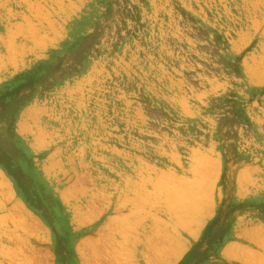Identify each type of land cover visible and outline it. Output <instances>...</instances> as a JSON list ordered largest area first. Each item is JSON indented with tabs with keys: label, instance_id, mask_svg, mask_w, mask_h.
<instances>
[{
	"label": "rangeland",
	"instance_id": "1",
	"mask_svg": "<svg viewBox=\"0 0 264 264\" xmlns=\"http://www.w3.org/2000/svg\"><path fill=\"white\" fill-rule=\"evenodd\" d=\"M0 264H264V0H0Z\"/></svg>",
	"mask_w": 264,
	"mask_h": 264
},
{
	"label": "bare ground",
	"instance_id": "2",
	"mask_svg": "<svg viewBox=\"0 0 264 264\" xmlns=\"http://www.w3.org/2000/svg\"><path fill=\"white\" fill-rule=\"evenodd\" d=\"M209 159V158H208ZM211 162V161H210ZM207 164V163H206ZM208 165V164H207ZM204 166V165H203ZM209 167V166H208ZM208 167H206V169L208 168ZM200 172V171H199ZM202 172V171H201ZM168 173V172H167ZM171 174V173H170ZM168 175V174H167ZM166 176V175H165ZM170 176V175H169ZM179 176V175H178ZM206 176V175H205ZM172 177H173V175H172ZM161 178V177H160ZM165 178V177H164ZM174 181V180H173ZM160 183V182H159ZM164 185V184H163ZM166 186V185H165ZM181 187V186H180ZM159 188V187H158ZM182 188V187H181ZM162 192V191H161ZM173 200V199H172ZM171 200V201H172ZM174 203H175V201H174ZM178 205V204H177ZM178 210V209H177ZM118 226V225H117ZM102 238V237H101ZM98 243V242H97ZM161 246V245H160ZM100 247V246H99ZM164 247V246H163ZM162 247V248H163ZM161 249V248H160ZM165 249V248H164ZM168 250V249H167Z\"/></svg>",
	"mask_w": 264,
	"mask_h": 264
}]
</instances>
